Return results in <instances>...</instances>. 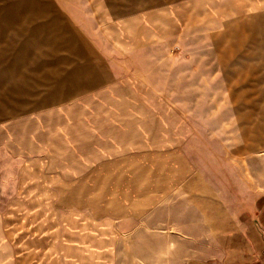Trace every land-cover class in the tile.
Listing matches in <instances>:
<instances>
[{
	"label": "rangeland",
	"instance_id": "obj_1",
	"mask_svg": "<svg viewBox=\"0 0 264 264\" xmlns=\"http://www.w3.org/2000/svg\"><path fill=\"white\" fill-rule=\"evenodd\" d=\"M29 62L102 79L0 120V264H220L264 231V0H0V65Z\"/></svg>",
	"mask_w": 264,
	"mask_h": 264
},
{
	"label": "crops",
	"instance_id": "obj_2",
	"mask_svg": "<svg viewBox=\"0 0 264 264\" xmlns=\"http://www.w3.org/2000/svg\"><path fill=\"white\" fill-rule=\"evenodd\" d=\"M66 31L74 41H79L73 29L69 27ZM69 48L72 52H81L73 45ZM65 64L29 62L0 65V120L47 109L95 87L102 79L99 72L93 70L89 75L82 66L68 71L63 68ZM242 228L244 231L239 233L236 243L229 245L225 240L221 244L220 264H264V231L261 232L260 224Z\"/></svg>",
	"mask_w": 264,
	"mask_h": 264
}]
</instances>
